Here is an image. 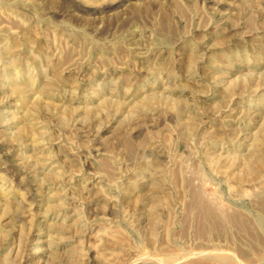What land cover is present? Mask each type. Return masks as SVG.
Returning a JSON list of instances; mask_svg holds the SVG:
<instances>
[{"label": "rangeland", "instance_id": "1", "mask_svg": "<svg viewBox=\"0 0 264 264\" xmlns=\"http://www.w3.org/2000/svg\"><path fill=\"white\" fill-rule=\"evenodd\" d=\"M0 264H264V0H0Z\"/></svg>", "mask_w": 264, "mask_h": 264}, {"label": "bare ground", "instance_id": "2", "mask_svg": "<svg viewBox=\"0 0 264 264\" xmlns=\"http://www.w3.org/2000/svg\"><path fill=\"white\" fill-rule=\"evenodd\" d=\"M219 260H220V261H223V260H225V262H226V259H225V257H223V258H222V257H219Z\"/></svg>", "mask_w": 264, "mask_h": 264}]
</instances>
